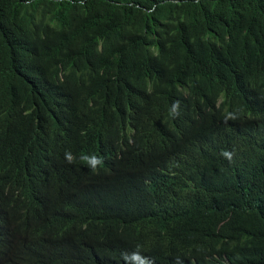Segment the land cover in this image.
<instances>
[{
  "label": "trees",
  "instance_id": "obj_1",
  "mask_svg": "<svg viewBox=\"0 0 264 264\" xmlns=\"http://www.w3.org/2000/svg\"><path fill=\"white\" fill-rule=\"evenodd\" d=\"M0 230V264H264V0H0Z\"/></svg>",
  "mask_w": 264,
  "mask_h": 264
},
{
  "label": "clouds",
  "instance_id": "obj_2",
  "mask_svg": "<svg viewBox=\"0 0 264 264\" xmlns=\"http://www.w3.org/2000/svg\"><path fill=\"white\" fill-rule=\"evenodd\" d=\"M65 159L70 164L75 163V159L71 152L65 153ZM81 160L93 171H96L98 167L103 165V157L95 153H92L90 155H84L81 157Z\"/></svg>",
  "mask_w": 264,
  "mask_h": 264
},
{
  "label": "bare ground",
  "instance_id": "obj_3",
  "mask_svg": "<svg viewBox=\"0 0 264 264\" xmlns=\"http://www.w3.org/2000/svg\"><path fill=\"white\" fill-rule=\"evenodd\" d=\"M70 119V118H69ZM72 124V123H71ZM76 126V125H75ZM86 128V127H85ZM88 138V137H87ZM92 139V138H91ZM96 140V139H95ZM97 141H99V140H97ZM34 142V141H33ZM48 151H50V150H48ZM53 151V150H52ZM66 151V150H65ZM70 152V151H69ZM50 154V153H49ZM23 157V156H22ZM52 165V164H51ZM54 165V164H53ZM56 166H58V165H56ZM52 168V167H51ZM1 231V230H0ZM11 245V244H10ZM10 245H8V246H10ZM10 248H11V246H10ZM10 250H8V252H9ZM13 251V250H12ZM16 251H18V250H16ZM16 255H19V254H16ZM0 257H1V255H0ZM19 257V256H18ZM17 257V258H18ZM15 259V258H14ZM20 259V258H19ZM21 260V259H20ZM19 264V263H18Z\"/></svg>",
  "mask_w": 264,
  "mask_h": 264
}]
</instances>
